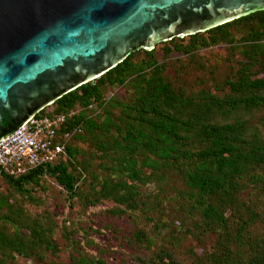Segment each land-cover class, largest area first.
I'll return each instance as SVG.
<instances>
[{
    "label": "trees",
    "instance_id": "trees-1",
    "mask_svg": "<svg viewBox=\"0 0 264 264\" xmlns=\"http://www.w3.org/2000/svg\"><path fill=\"white\" fill-rule=\"evenodd\" d=\"M244 22L251 24L250 31L243 37L248 44L243 50L246 59L225 80L230 95L217 97L207 94L201 100L184 96L183 89L172 87L164 75V65L156 62L151 50H143L148 56L145 61L132 60L133 54L141 49L139 48L131 51L99 76L66 91L50 105L35 113L36 116H51L53 113H67L76 109L75 114L64 120L59 131L72 130L75 126L77 130L67 140L63 153L55 160L38 164L14 177L0 173V178L12 188V193L8 196H0V264H6L7 257L12 259L11 252L29 258L39 244L51 248L50 236L54 222L48 218L46 225L42 220L31 217L32 219L25 223L23 220L28 217L23 213L22 205L12 199L13 194L27 197L30 189L34 190L36 187L44 192L42 182L45 177L55 180L64 190L68 205L73 204V199L83 202L84 212L87 214L99 211L101 199H107L117 205L113 209H107L108 212L121 214L126 209L134 211L141 196L137 184L143 183L140 169L134 168V159L131 157L137 149H145L152 155L158 154L163 159L162 165L181 168L188 195L195 198L200 207L199 215L202 221L208 226L216 225L226 233L230 225L225 212H230L236 179L240 178L251 164L264 163V141H246L242 136L244 122L240 118L226 120L229 116L227 113L237 108L255 109L264 101V9L210 27L204 30L205 36L200 32L188 35L183 44L181 37L168 39L172 41V47L182 50L183 53H189L198 45L224 43L231 46L235 41L230 32L231 28ZM254 63L257 64V70L251 76V66ZM146 67L151 68L149 74L145 70ZM128 77L133 85L132 97L126 101L113 98L114 103L121 107L120 119L114 122L107 108L109 101L105 100L102 90L106 86L123 85ZM49 106L52 108L48 109ZM96 107H100L103 113L102 120L98 123L88 114V111H93ZM216 115L220 116V123L213 120ZM111 128L117 129L118 133L120 131V139L113 138L111 142L116 151L114 159L120 166L108 167L112 170L109 174L114 176L117 173L115 169L123 165L127 169L123 174L127 181L108 179L102 175V170L100 173L91 171L88 165L81 163V159L77 158L81 150L72 144L76 140H90L95 143L96 150L105 149L106 144L98 139L102 134L107 135ZM144 128L147 132H144ZM119 149L127 152V155L124 156ZM85 155L90 158L92 152ZM102 157L106 159V154ZM85 161L89 160L85 158ZM142 164L149 165L151 169L157 166L156 160L149 158L143 160ZM102 169L107 170V167ZM153 176L155 174H150V177ZM85 177L90 187L82 193L77 184ZM251 179L253 182L257 180L254 176H251ZM121 187L124 189L122 192ZM208 197L212 202L206 199ZM236 219L239 224L236 226L235 236L232 237L238 239L237 231L251 221L248 215L244 218L238 215ZM143 233L136 228L130 236L132 242L138 241ZM223 239L226 240V237L217 240L218 247L222 245ZM238 240L241 243L240 239ZM76 242L77 239L70 241L67 246L71 244L73 247L77 245ZM223 249L226 248L223 246ZM214 251L210 261L220 264L236 262L226 259L225 255H218V249ZM156 257L159 261L164 257L170 258L164 251L159 252ZM80 262L76 252L73 264ZM247 262L264 264V249L256 251Z\"/></svg>",
    "mask_w": 264,
    "mask_h": 264
},
{
    "label": "rangeland",
    "instance_id": "rangeland-1",
    "mask_svg": "<svg viewBox=\"0 0 264 264\" xmlns=\"http://www.w3.org/2000/svg\"><path fill=\"white\" fill-rule=\"evenodd\" d=\"M236 25L237 27L230 30L235 39L231 46L224 43L198 45L189 53H183L182 50L172 47V41L165 40L154 43L144 51L151 50L156 62L164 65V75L172 87L183 89L184 96L198 100L207 94L227 96L230 95V90L225 85V80L245 61L243 50L248 44L243 37L251 29V24L246 22ZM200 33L205 36L204 31ZM181 38L183 44L188 35ZM144 51L137 50L132 60L145 61L148 56ZM150 69L145 68L148 74ZM256 70L257 64L254 63L250 75L253 76ZM130 77L126 78L123 85L106 86L102 90L105 100L109 101L107 108L114 122L120 119L121 114V107L114 103V99L126 101L132 97L133 85ZM51 108L52 106L48 107ZM88 114L95 122H101L103 113L100 107L88 111ZM227 115L229 116L226 120L240 118L244 122L242 136L246 141H264V101L255 109L237 108ZM213 120L220 123L221 118L216 115ZM144 132H147L146 128ZM119 134L120 131L118 133L117 129L111 128L107 135L100 136L98 140L106 144L105 149L96 150L95 143L90 140L73 141L72 144L81 150L77 158L81 159V163L88 165L91 171L94 170L93 172L100 173L102 170V175L108 179L127 181L123 176L127 169L123 165L115 169L117 173L114 176H110L112 170L108 169L120 166L114 159L116 151L111 144L113 138L120 139ZM87 152H92L90 158L85 155ZM97 152L99 154H96ZM119 152L127 155V152L121 149ZM104 153L106 159L102 157ZM131 157L134 159V168L140 169L143 180V183L137 184L141 196L134 211L126 209L121 214L108 212L107 209H113L117 205L107 199H101L99 211L87 214L84 212L83 202L80 203L78 199H73V204L68 205L64 190L49 177H45L42 182L44 192L36 187L34 190L30 189L27 197L13 194L12 199L22 205L23 213L28 217L23 220L25 223H28L31 217L42 220L46 225L48 218L54 222L50 236L52 246L48 249L39 244L29 258L11 252L13 257H7L6 264H73L76 252L79 254L80 264H220L210 261L211 254L217 249L218 255H225L228 260H236L233 264H249L247 259L256 251L264 249V163L251 164L248 170L236 179L230 212H225L230 225L225 233L218 226H208L202 221L199 215L200 207L195 198L188 195L181 168L162 165L163 159L158 154L152 155L145 149H137ZM85 158L89 161H85ZM148 158L156 160V168L154 166V169H151L149 165L142 164L143 160ZM106 167L107 170L102 169ZM150 174L155 176L152 178ZM251 176L257 180L253 182ZM88 182L87 177L83 178L77 184L79 191L84 193L89 189ZM123 190L121 187V192ZM10 193L12 188L0 178V196H8ZM206 199L212 202L210 197ZM215 202L214 200L213 203ZM238 215L243 218L248 215L251 221L237 231L239 236L236 237L241 243L232 237L235 236L236 226L239 224L236 219ZM136 228L144 233L138 241L132 242L130 236ZM22 230L27 233L25 229ZM220 237H226V240L223 239L219 248L217 240ZM76 239L77 245L67 246L70 241ZM161 251L166 252L170 258L164 257L159 261L156 255ZM6 253L8 254L7 251Z\"/></svg>",
    "mask_w": 264,
    "mask_h": 264
},
{
    "label": "water",
    "instance_id": "water-1",
    "mask_svg": "<svg viewBox=\"0 0 264 264\" xmlns=\"http://www.w3.org/2000/svg\"><path fill=\"white\" fill-rule=\"evenodd\" d=\"M260 9L264 0H0V139L131 51Z\"/></svg>",
    "mask_w": 264,
    "mask_h": 264
},
{
    "label": "built area",
    "instance_id": "built-area-1",
    "mask_svg": "<svg viewBox=\"0 0 264 264\" xmlns=\"http://www.w3.org/2000/svg\"><path fill=\"white\" fill-rule=\"evenodd\" d=\"M76 109L28 117L18 128L0 139V173L16 176L38 164L53 161L63 153L65 144L77 130H60L64 120Z\"/></svg>",
    "mask_w": 264,
    "mask_h": 264
}]
</instances>
